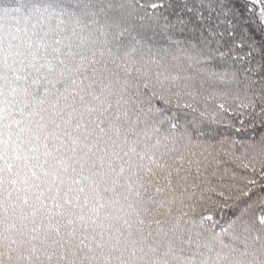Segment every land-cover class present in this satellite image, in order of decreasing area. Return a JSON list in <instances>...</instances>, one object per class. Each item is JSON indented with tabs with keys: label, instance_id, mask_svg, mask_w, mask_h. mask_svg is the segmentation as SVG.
Returning <instances> with one entry per match:
<instances>
[{
	"label": "clouds",
	"instance_id": "obj_1",
	"mask_svg": "<svg viewBox=\"0 0 264 264\" xmlns=\"http://www.w3.org/2000/svg\"><path fill=\"white\" fill-rule=\"evenodd\" d=\"M96 2L0 0V264H243L159 187L167 138Z\"/></svg>",
	"mask_w": 264,
	"mask_h": 264
},
{
	"label": "snow or ice",
	"instance_id": "obj_2",
	"mask_svg": "<svg viewBox=\"0 0 264 264\" xmlns=\"http://www.w3.org/2000/svg\"><path fill=\"white\" fill-rule=\"evenodd\" d=\"M167 138L159 187L213 248L264 264V0H97Z\"/></svg>",
	"mask_w": 264,
	"mask_h": 264
}]
</instances>
